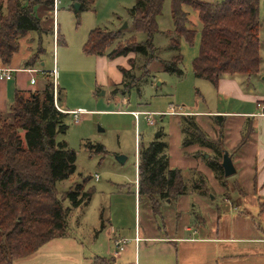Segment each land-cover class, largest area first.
<instances>
[{"label":"rangeland","instance_id":"374dc122","mask_svg":"<svg viewBox=\"0 0 264 264\" xmlns=\"http://www.w3.org/2000/svg\"><path fill=\"white\" fill-rule=\"evenodd\" d=\"M78 1L57 0L56 12L55 7L50 12L40 10V15L44 17L43 25L47 29L53 27L54 35L52 32H30L20 40L19 52H15L14 60L19 61V56L29 50L42 52L35 63L39 71H19L15 74H19L21 84L30 86L29 88L42 89L45 83L54 81L57 89L59 88L58 107L63 105L70 109L67 120L69 127L66 133L58 135V139L66 140L76 151L77 168L69 178L58 181V196L64 198L65 191L72 184L88 178L85 188L92 189V197L88 204L71 210L62 235L54 237L25 257L13 259L9 264H91L96 256L114 258L115 251L120 248L116 245L114 236L129 239V249L122 250L116 264H135L136 247L138 257L140 254V264H183L185 257L170 242L149 241L145 238L138 241V245L135 242L136 229L147 231L146 222L150 219V214L156 221V233L159 231L160 234L161 231L165 234L164 226L167 222L171 225L176 220L170 216L176 210L175 202L169 203L165 199L159 201L158 198L155 201L160 207L155 213L150 198L142 196L140 199L139 147L140 143L147 144L158 136L169 143V155L175 154L177 146L174 136L169 138L161 127L166 128L167 122L171 121L170 116L160 115L157 111L169 113L171 104L176 109L178 106L185 109L197 104L200 108L205 107L198 93V84L202 86L206 80L199 79L193 71L194 58L201 49L202 22L199 11L188 3L183 4V10L188 13L189 28L196 29L193 42L186 37L180 39L183 75L163 69V60H171L179 53L170 45V37L175 28L174 0H165L162 13L158 16L159 30L154 34L158 57L146 59L132 52L127 55L128 58L118 60L125 64H119L117 71L111 62L103 64L104 62L97 60V56L87 54L84 43L90 31L96 27L120 31L114 47H122L133 36L137 41L144 40L146 34L134 30L129 15V8L136 0H93L89 9L82 10L77 15L75 3ZM259 12L261 51L264 58V0L259 2ZM3 13H7L6 7ZM126 22L127 27L124 25ZM58 31L61 35L59 43L56 39ZM23 65L19 63V67ZM55 67L56 80L51 74ZM122 67L130 70L126 81H134L135 86L129 92L122 85ZM31 76L36 78L35 83L30 81ZM115 88H118L117 93L114 92ZM130 110L152 113L154 123H150L148 116L144 114L137 120ZM0 115L8 118L11 113L4 110ZM162 117H165L164 122L161 121ZM170 125L172 123H169L168 129ZM173 126L176 125L173 123ZM99 145L105 148L97 150ZM118 155H125L127 158L120 162ZM205 155L207 157L208 154ZM190 175L191 179L187 181L189 189L192 188L194 177L192 172ZM220 199L216 197L215 200ZM63 203L65 207L71 205L69 199H63ZM184 215L185 212H182L181 219L183 217L185 220ZM185 264L190 263L186 260Z\"/></svg>","mask_w":264,"mask_h":264},{"label":"trees","instance_id":"16d2710c","mask_svg":"<svg viewBox=\"0 0 264 264\" xmlns=\"http://www.w3.org/2000/svg\"><path fill=\"white\" fill-rule=\"evenodd\" d=\"M79 1L77 15L89 9L93 2ZM164 1L136 0L129 8L132 26L136 32L146 34L144 40L137 41L133 36L122 47H114L120 31L96 27L90 31L84 51L106 55L109 59L132 52L146 59L157 58L154 34L159 30L158 16L162 13ZM259 2L174 0L175 28L170 45L179 53L171 60H163V69L184 74L180 39L186 37L193 42L196 35V29L189 28L188 13L183 10V4L188 3L199 11L202 22L201 49L193 61L197 77L217 84L225 74L259 73L262 63ZM5 7L6 14L3 13ZM54 7L55 0H0V57L5 64L11 63L19 50L20 40L30 32H52L54 35V28L47 29L42 23L44 17L39 13L40 10L50 12ZM60 36L58 31V43ZM41 54L32 51L24 67L35 68ZM121 70L122 85L129 92L135 86L134 81H126L130 70L123 67ZM114 92L117 93L118 88ZM59 103V88L51 81L42 89L17 90L8 109L11 116L0 115V264L25 257L62 235L71 210L88 204L92 197V189L85 188L88 178L72 184L65 191L64 198L58 196V181L69 178L77 168L76 151L66 140L58 139V135L66 133L69 127V112L58 107ZM218 123L222 124V119H218ZM181 128L183 146L197 143L213 150L214 155L209 156L207 163L226 185L222 166L224 150L220 144L207 137L194 115H183ZM104 148L97 146L100 151ZM168 148L167 140L158 136L147 144L140 143L139 147L138 193L140 198L147 196L152 200L155 213L160 207L155 200H172L189 189L181 169L171 166ZM204 182L203 176L200 180L192 179V188L201 194L208 193ZM63 199H69L71 205L65 207ZM92 264L116 263L114 258L96 256Z\"/></svg>","mask_w":264,"mask_h":264},{"label":"crops","instance_id":"0c3cea01","mask_svg":"<svg viewBox=\"0 0 264 264\" xmlns=\"http://www.w3.org/2000/svg\"><path fill=\"white\" fill-rule=\"evenodd\" d=\"M54 41L56 46V39ZM26 52L19 56V61L14 60L15 54L8 65L0 57V67L15 69L11 79L0 80V113L8 111L17 90L37 88L23 86L19 74H15L25 71L19 69L25 68L24 65L19 67V63L24 64L31 56L32 50ZM95 56L103 64L108 61L114 64L117 71L119 64H125L118 60L128 58ZM261 57L263 61L262 51ZM199 79L206 80L202 86L198 84L204 108L197 104L185 109L178 106L176 109L171 104L175 112L157 113L170 116L171 121L167 122L166 128L161 127L169 138L173 135L176 141V152L170 153L171 166L181 169L186 183L191 179V172L194 174L193 179L200 180L203 176L208 193L201 194L198 189L190 188L186 193L166 200L169 203L175 202L176 210L170 216L176 220L171 225L166 221L165 234L162 231L160 234L159 231L156 233V221L150 214V219L146 222L147 231L136 229L135 242L138 245L142 238L170 242L185 257L183 264L186 260L190 264H264V115L259 113L258 107L260 101L264 102V64L261 63L257 74H225L217 84L205 78ZM185 114L194 115L207 137L218 142L221 149L228 150L232 155L237 172L232 176H225L223 180H226V185L207 163L209 156L214 155L211 148L197 143L183 146L181 120ZM218 119H222L223 123L219 124ZM161 121L164 122L165 117ZM169 123L172 126L168 129ZM205 154L209 156L206 157ZM216 197H220V201H216ZM182 212H185V220L183 217L181 219ZM118 238L114 236L115 243L120 240L121 245L122 239ZM128 242L124 244V249L117 247L119 250L113 256L115 262L122 250L129 249ZM136 250L135 264H140L138 247Z\"/></svg>","mask_w":264,"mask_h":264},{"label":"built area","instance_id":"2783aa9c","mask_svg":"<svg viewBox=\"0 0 264 264\" xmlns=\"http://www.w3.org/2000/svg\"><path fill=\"white\" fill-rule=\"evenodd\" d=\"M56 5H57V0H55V12H56ZM20 70H25L28 72H33V71H39L37 68H30V67H25V68H19ZM16 69V70H19ZM15 69L9 68V67H0V79H11L12 78V71ZM56 73H57V69L56 67L51 71V74H53V76L55 77L56 80ZM31 82L35 83L36 82V78L34 76L31 77ZM58 106V105H57ZM258 107H259V113L261 115H264V102L260 101L258 103ZM171 111L169 112H175L176 110L174 109V107L172 106ZM130 112L135 116V118H137V120L140 119L141 115L144 114L146 116H148L147 118L149 119L150 123H154V120L152 118V113L148 112V111H142V110H130ZM76 121L78 122V119H76ZM98 178V175L97 177ZM128 242V239H122L121 240V245H120V240L117 241V245L120 246L121 249H124V244Z\"/></svg>","mask_w":264,"mask_h":264},{"label":"water","instance_id":"95a60500","mask_svg":"<svg viewBox=\"0 0 264 264\" xmlns=\"http://www.w3.org/2000/svg\"><path fill=\"white\" fill-rule=\"evenodd\" d=\"M75 10L76 11H79L80 10V3H79V1L77 3H75ZM124 25L127 27L128 26V23L126 22ZM157 135H159V133H157ZM207 156H209V154ZM126 158L127 157L125 155H118L117 156V159L120 162H124L126 160ZM222 166L224 168L225 176H227V177L232 176V175L236 174V172H237V168H236V166L234 164L232 155L229 153L228 150H224L223 160H222Z\"/></svg>","mask_w":264,"mask_h":264},{"label":"bare ground","instance_id":"6f19581e","mask_svg":"<svg viewBox=\"0 0 264 264\" xmlns=\"http://www.w3.org/2000/svg\"><path fill=\"white\" fill-rule=\"evenodd\" d=\"M116 244H117V242H116Z\"/></svg>","mask_w":264,"mask_h":264}]
</instances>
